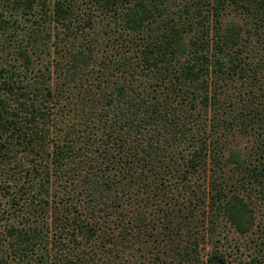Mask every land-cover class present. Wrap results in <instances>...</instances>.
Here are the masks:
<instances>
[{
    "label": "trees",
    "instance_id": "1",
    "mask_svg": "<svg viewBox=\"0 0 264 264\" xmlns=\"http://www.w3.org/2000/svg\"><path fill=\"white\" fill-rule=\"evenodd\" d=\"M264 264V0H0V264Z\"/></svg>",
    "mask_w": 264,
    "mask_h": 264
},
{
    "label": "water",
    "instance_id": "2",
    "mask_svg": "<svg viewBox=\"0 0 264 264\" xmlns=\"http://www.w3.org/2000/svg\"><path fill=\"white\" fill-rule=\"evenodd\" d=\"M210 264H222L220 261L214 259Z\"/></svg>",
    "mask_w": 264,
    "mask_h": 264
}]
</instances>
